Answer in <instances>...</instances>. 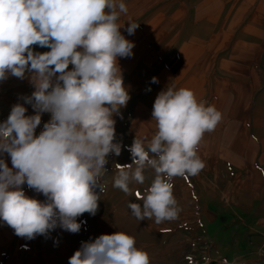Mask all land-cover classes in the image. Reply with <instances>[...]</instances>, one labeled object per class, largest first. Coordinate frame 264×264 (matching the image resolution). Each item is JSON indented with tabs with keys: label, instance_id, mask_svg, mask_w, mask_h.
Here are the masks:
<instances>
[{
	"label": "clouds",
	"instance_id": "1",
	"mask_svg": "<svg viewBox=\"0 0 264 264\" xmlns=\"http://www.w3.org/2000/svg\"><path fill=\"white\" fill-rule=\"evenodd\" d=\"M127 12L124 0H0V82L27 78L34 88L0 122V221L17 237L47 238L57 228L77 234L86 223L78 218L98 210L101 172L109 154L119 156L122 150L114 142L113 117L122 118L120 110L131 98L118 63V58L131 57L135 47L117 22ZM127 24L133 35L139 24ZM34 46L50 50L38 52ZM152 83H158L157 77ZM25 104L33 115H26ZM44 113L50 120L37 135ZM221 119L215 106L198 100L191 89L169 87L158 93L152 109L155 135L147 150V138L134 139L128 147L132 163L117 165L113 183L131 194L130 183H144L145 167L154 170L144 195L136 193L143 204H128L137 220L154 218L159 224L178 217L172 180L204 168L198 146ZM24 185L45 199L28 196ZM68 264L151 260L135 237L117 231L82 241Z\"/></svg>",
	"mask_w": 264,
	"mask_h": 264
},
{
	"label": "crops",
	"instance_id": "2",
	"mask_svg": "<svg viewBox=\"0 0 264 264\" xmlns=\"http://www.w3.org/2000/svg\"><path fill=\"white\" fill-rule=\"evenodd\" d=\"M124 3L117 22L135 43L131 57L118 58L131 97L126 141L147 138L148 148L153 103L165 88L191 89L214 105L222 119L197 150L204 236L224 262L264 257V0ZM129 21L139 24L133 35Z\"/></svg>",
	"mask_w": 264,
	"mask_h": 264
},
{
	"label": "rangeland",
	"instance_id": "3",
	"mask_svg": "<svg viewBox=\"0 0 264 264\" xmlns=\"http://www.w3.org/2000/svg\"><path fill=\"white\" fill-rule=\"evenodd\" d=\"M34 48L38 52L50 50L39 46ZM33 91L34 88L27 78L20 80L10 76L0 82V122L7 119L14 104L22 102L19 97L31 95ZM25 107L28 109L26 115L34 114L31 105L25 104ZM125 110H120L122 118L120 115L113 117L116 120L114 142H120L122 150L119 156L109 154L106 171L101 172L100 183L104 186V191L100 194L95 216L85 213L79 217L78 222L86 223L77 234L57 228L47 238L37 236L32 240L17 237L13 229L0 221V264H68L69 257L80 247L82 241L94 240L101 234L117 231L135 237L136 246L148 252L151 264H188L192 257L197 259L199 264H264L263 256L255 257L252 253L248 255L250 258L241 257L233 262L219 259V254L204 236V226L200 218L204 204V180L201 176L185 175L173 178V194L181 209L175 220L157 224L154 218L139 221L132 215L128 204H143L136 193L144 195L155 178V172L146 166L144 183H130L131 194H125L113 187L114 178L118 175L117 165L132 163L131 153L128 151L132 144L126 141L122 126ZM49 120L50 114H42L41 124L36 129L37 135ZM3 158L11 167L10 157L5 154ZM23 187L28 196L45 199L42 194L29 189L27 185ZM54 240L59 243L54 244Z\"/></svg>",
	"mask_w": 264,
	"mask_h": 264
},
{
	"label": "built area",
	"instance_id": "4",
	"mask_svg": "<svg viewBox=\"0 0 264 264\" xmlns=\"http://www.w3.org/2000/svg\"><path fill=\"white\" fill-rule=\"evenodd\" d=\"M188 264H199V262H198L197 259H195L194 257H192V258H190V259L188 260Z\"/></svg>",
	"mask_w": 264,
	"mask_h": 264
}]
</instances>
